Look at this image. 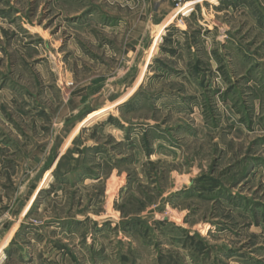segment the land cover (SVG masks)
Wrapping results in <instances>:
<instances>
[{
    "label": "rangeland",
    "instance_id": "obj_1",
    "mask_svg": "<svg viewBox=\"0 0 264 264\" xmlns=\"http://www.w3.org/2000/svg\"><path fill=\"white\" fill-rule=\"evenodd\" d=\"M30 144L0 264H264V0H0V204Z\"/></svg>",
    "mask_w": 264,
    "mask_h": 264
},
{
    "label": "crops",
    "instance_id": "obj_2",
    "mask_svg": "<svg viewBox=\"0 0 264 264\" xmlns=\"http://www.w3.org/2000/svg\"><path fill=\"white\" fill-rule=\"evenodd\" d=\"M11 148L13 149L11 153H13L14 156L16 155L18 157L20 149L17 150L16 146L14 147L12 146ZM22 149L24 153L25 152L27 153V156H26L27 160H25L23 164L25 165V167L29 169L27 172L30 173L29 174L30 176L28 175L29 177L27 178V181L24 183L25 184L24 191L22 190L20 191V193H15L13 198H10L11 200H9V203L7 205L4 204L5 206H8V207L3 212L0 213V258L3 255V249L11 242L12 237L14 236V233H15V229L17 228V225L22 223L21 219L23 218L24 214H26L30 205L32 204V202L35 200L37 196V192L30 191V186L33 185L32 183L35 182V178H36L35 177V166L37 165V161L34 158V155H32V152L34 150H32L31 144L27 145L25 148H22ZM45 152L46 151H44V153ZM15 164L18 166L20 165L19 159L16 160ZM1 167L2 165L0 164V169ZM44 173L45 172H43V174ZM26 197L30 198L28 206L25 209L23 208L22 210H18L20 203H22ZM4 198H6L5 195L2 196V199ZM0 205H3V204L1 203ZM10 225H12L11 229H10Z\"/></svg>",
    "mask_w": 264,
    "mask_h": 264
}]
</instances>
